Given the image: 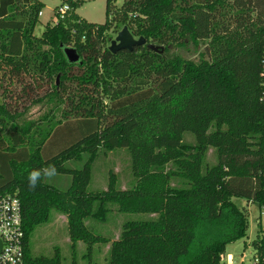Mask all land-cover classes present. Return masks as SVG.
<instances>
[{
  "label": "trees",
  "instance_id": "1",
  "mask_svg": "<svg viewBox=\"0 0 264 264\" xmlns=\"http://www.w3.org/2000/svg\"><path fill=\"white\" fill-rule=\"evenodd\" d=\"M105 1L97 25L76 13L82 1L65 0L64 18L55 8L56 21L37 37L44 5L0 0V197L19 199L24 264H63L57 248L32 254L53 213L66 219L72 264L78 242L107 243L86 222H107L109 204L154 218L123 223L108 264H222L248 230L232 199L264 209V0ZM123 27L146 43L112 54ZM187 44L202 47L195 60L169 55ZM35 107L48 110L27 120ZM119 150L130 157L133 186L117 189L109 172L105 191L88 192L93 164ZM49 166L70 177L68 189L44 176L29 186V174ZM252 247L263 264L260 222Z\"/></svg>",
  "mask_w": 264,
  "mask_h": 264
},
{
  "label": "rangeland",
  "instance_id": "2",
  "mask_svg": "<svg viewBox=\"0 0 264 264\" xmlns=\"http://www.w3.org/2000/svg\"><path fill=\"white\" fill-rule=\"evenodd\" d=\"M44 8L39 18L34 35L39 37L45 26L48 23L56 21L54 9L60 8L65 0H39ZM81 6L76 13L85 21L92 24H103L106 20L105 0H80ZM121 1H117L115 6L119 8ZM115 36L112 40H114ZM111 40V41H112ZM202 52V47L195 48L191 44L185 45L183 48H176L174 46L169 48V55H179L188 60H195ZM47 107H35L31 113L28 114L27 120H37L44 112H47ZM61 110L55 111L54 119L50 124L44 123L42 129L44 131L53 128L60 118ZM186 142L192 143L190 136L186 137ZM206 163L212 166L216 163L215 154L213 150H209L206 157ZM130 157L125 150L115 152H107L100 155L98 160L92 166V176L88 185V192L105 191L108 186L109 172L114 174L117 179V189H130L134 183V178L130 169ZM83 165L81 163H68L69 168L80 169ZM45 182L53 187L65 191L70 186L71 179L65 175H55L54 177H45ZM233 203L240 210H245L248 216V230L246 237L227 246L222 264H254L255 252L252 247V242L255 240L258 232V223H261L264 229V209H260L256 204L248 203L244 199L233 198ZM108 219L105 223H98L91 219L86 222L89 230L97 235L108 240L107 243L97 244L91 249L78 242L75 246L74 260L75 264H108L109 251L111 243L117 240L122 231V225L130 221H142L154 218L153 216L144 214H123L117 211V206L109 204ZM70 241L67 233V223L64 216L53 213L49 224L40 227L32 239V254L35 256L44 255L50 257L53 250L57 248L60 255L63 257V264H72V251L70 250Z\"/></svg>",
  "mask_w": 264,
  "mask_h": 264
},
{
  "label": "built area",
  "instance_id": "3",
  "mask_svg": "<svg viewBox=\"0 0 264 264\" xmlns=\"http://www.w3.org/2000/svg\"><path fill=\"white\" fill-rule=\"evenodd\" d=\"M69 10V6L65 4L55 13L60 19H63ZM0 243V264H24L21 205L15 194L0 197ZM224 260V256H222L221 262ZM258 263V261H254V264ZM262 263L264 264V259Z\"/></svg>",
  "mask_w": 264,
  "mask_h": 264
},
{
  "label": "water",
  "instance_id": "4",
  "mask_svg": "<svg viewBox=\"0 0 264 264\" xmlns=\"http://www.w3.org/2000/svg\"><path fill=\"white\" fill-rule=\"evenodd\" d=\"M145 39L138 38L135 39L127 27H123L115 36L114 40L110 42L109 50L112 54H115L119 51L126 50V51H132L134 47L138 46H144L145 45ZM150 49L156 50L154 47L149 46ZM66 54L69 57H72L71 51H66ZM0 249H1V243H0Z\"/></svg>",
  "mask_w": 264,
  "mask_h": 264
},
{
  "label": "clouds",
  "instance_id": "5",
  "mask_svg": "<svg viewBox=\"0 0 264 264\" xmlns=\"http://www.w3.org/2000/svg\"><path fill=\"white\" fill-rule=\"evenodd\" d=\"M56 174L57 170L55 166H49L40 170H33L28 176L29 186L34 189L41 176L51 178L54 177Z\"/></svg>",
  "mask_w": 264,
  "mask_h": 264
},
{
  "label": "crops",
  "instance_id": "6",
  "mask_svg": "<svg viewBox=\"0 0 264 264\" xmlns=\"http://www.w3.org/2000/svg\"><path fill=\"white\" fill-rule=\"evenodd\" d=\"M42 13V12H41ZM41 15V14H40Z\"/></svg>",
  "mask_w": 264,
  "mask_h": 264
}]
</instances>
